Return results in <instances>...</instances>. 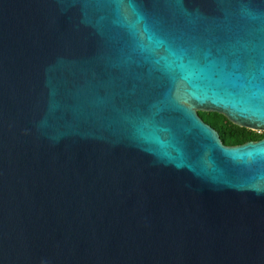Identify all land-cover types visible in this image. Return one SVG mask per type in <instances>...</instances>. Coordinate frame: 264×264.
Here are the masks:
<instances>
[{"label": "water", "instance_id": "95a60500", "mask_svg": "<svg viewBox=\"0 0 264 264\" xmlns=\"http://www.w3.org/2000/svg\"><path fill=\"white\" fill-rule=\"evenodd\" d=\"M264 0H0V264H264Z\"/></svg>", "mask_w": 264, "mask_h": 264}, {"label": "trees", "instance_id": "16d2710c", "mask_svg": "<svg viewBox=\"0 0 264 264\" xmlns=\"http://www.w3.org/2000/svg\"><path fill=\"white\" fill-rule=\"evenodd\" d=\"M214 117L215 118L209 121V124L217 132L221 141L226 145H234L241 142L242 140L239 139L241 136L240 132L244 131L246 138L249 139H258L263 137V134L258 136L259 134L255 132L247 131L232 125L221 115L214 114Z\"/></svg>", "mask_w": 264, "mask_h": 264}, {"label": "flooded vegetation", "instance_id": "af4514ba", "mask_svg": "<svg viewBox=\"0 0 264 264\" xmlns=\"http://www.w3.org/2000/svg\"><path fill=\"white\" fill-rule=\"evenodd\" d=\"M214 114H216V113H212V112H207V111H196V115L199 117V119L205 124V125H207V126H209L210 128H212L211 126H210V124H209V121L211 120V119H213V118H215L214 117ZM239 128V127H238ZM213 129V128H212ZM242 129H244V128H242ZM214 130V129H213ZM244 130H247V129H244ZM247 131H250V130H247ZM253 132V131H252ZM240 134H241V136L239 137V139L240 140H242L241 142H239V143H237V144H234V145H226V144H224L222 141H221V139H220V141H221V143L224 145V146H238V145H241V144H243V143H246V142H255V141H257V140H259V139H261V138H258V139H249V138H246V134H245V131L244 132H240ZM257 134H259L258 136H260L261 134H263V137H264V133L263 132H260V133H257ZM219 137V136H218ZM262 137V138H263Z\"/></svg>", "mask_w": 264, "mask_h": 264}, {"label": "built area", "instance_id": "2783aa9c", "mask_svg": "<svg viewBox=\"0 0 264 264\" xmlns=\"http://www.w3.org/2000/svg\"><path fill=\"white\" fill-rule=\"evenodd\" d=\"M255 133H257V132H255Z\"/></svg>", "mask_w": 264, "mask_h": 264}, {"label": "rangeland", "instance_id": "374dc122", "mask_svg": "<svg viewBox=\"0 0 264 264\" xmlns=\"http://www.w3.org/2000/svg\"><path fill=\"white\" fill-rule=\"evenodd\" d=\"M258 133V132H257Z\"/></svg>", "mask_w": 264, "mask_h": 264}]
</instances>
